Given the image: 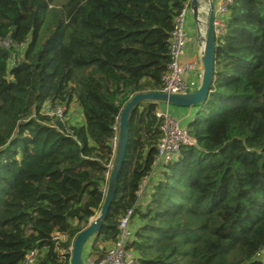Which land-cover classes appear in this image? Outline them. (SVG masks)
I'll use <instances>...</instances> for the list:
<instances>
[{
  "label": "trees",
  "instance_id": "16d2710c",
  "mask_svg": "<svg viewBox=\"0 0 264 264\" xmlns=\"http://www.w3.org/2000/svg\"><path fill=\"white\" fill-rule=\"evenodd\" d=\"M187 2L0 0L10 40L0 45V264H23L32 249L35 264H69L100 210L122 108L161 89ZM225 23L210 94L187 125L196 144L139 195L163 135L160 104L131 112L116 192L84 257H102L133 208L139 264H264V0H234ZM73 100L82 123L43 111Z\"/></svg>",
  "mask_w": 264,
  "mask_h": 264
},
{
  "label": "built area",
  "instance_id": "2783aa9c",
  "mask_svg": "<svg viewBox=\"0 0 264 264\" xmlns=\"http://www.w3.org/2000/svg\"><path fill=\"white\" fill-rule=\"evenodd\" d=\"M213 1L215 9L214 25L216 37H218L223 33L226 27V17L231 6L234 4V0ZM189 10L190 0L185 3L184 7L175 17L174 27L169 39L170 62L167 70L162 75V87L158 91L187 93L193 90L192 84L185 78V74L194 71L197 63L183 60L187 45L186 26ZM0 45L9 46L10 40L1 39ZM43 111L51 116H58L62 122L66 121V118H64V113L66 111L65 106L59 105L52 108L47 104ZM156 116L160 121V129L163 135L158 141V153L153 169L140 185V190L138 191L139 195L143 194L144 188L147 186L152 176L169 164L182 147L196 144L195 136L190 132L187 126L182 125L180 120L171 114L169 105L160 104ZM132 214L133 208H130L121 216L118 224L119 238L116 242L106 247L104 255L100 258L88 255L84 258L85 264H139L137 253L132 248H128V243L134 236V229L131 225ZM64 237V235L58 233L54 236V239L61 240ZM71 251L72 245L69 248L70 254ZM38 257L39 251L37 249H32L25 255L23 264H35ZM69 264H71V262H69Z\"/></svg>",
  "mask_w": 264,
  "mask_h": 264
},
{
  "label": "water",
  "instance_id": "95a60500",
  "mask_svg": "<svg viewBox=\"0 0 264 264\" xmlns=\"http://www.w3.org/2000/svg\"><path fill=\"white\" fill-rule=\"evenodd\" d=\"M204 9L205 18L201 15ZM190 8L197 23L200 35V61L202 64V76L199 86L187 93H172L163 91H148L134 94L123 106L119 117L118 139L115 147V153L110 165V171L105 189L103 201L99 212L90 219L88 226L80 231L72 242L71 264H85L84 250L90 239L103 226L107 217L112 199L117 188V178L124 161L128 142V122L131 112L144 101H152L158 104H164L175 107L195 108L196 112L199 106L204 103L209 94L210 86L214 77L216 32H215V9L213 0H190Z\"/></svg>",
  "mask_w": 264,
  "mask_h": 264
},
{
  "label": "crops",
  "instance_id": "0c3cea01",
  "mask_svg": "<svg viewBox=\"0 0 264 264\" xmlns=\"http://www.w3.org/2000/svg\"><path fill=\"white\" fill-rule=\"evenodd\" d=\"M206 8L207 6L204 4L202 6L203 11L201 12V15H203L204 18L206 15L204 12V9ZM188 26H189V30L194 35L193 36L194 39H193V42H190L189 40L187 41L183 60H189V61H193L197 63L196 69L194 71H190L185 74V78L192 84V87L194 90L199 86L200 81H201V76H202V64L200 61V50H201L200 35L203 33V31L201 33L199 32V29L193 17L191 8L187 15V29H188ZM169 110L171 114L177 119H179L180 122L184 124L185 126L188 125L189 121L194 117V114L196 113L195 108H183V107L169 106Z\"/></svg>",
  "mask_w": 264,
  "mask_h": 264
},
{
  "label": "rangeland",
  "instance_id": "374dc122",
  "mask_svg": "<svg viewBox=\"0 0 264 264\" xmlns=\"http://www.w3.org/2000/svg\"><path fill=\"white\" fill-rule=\"evenodd\" d=\"M186 35H187V41L189 40L190 42H193V39H194V35L193 33L189 30V26H188V29H187V26H186ZM196 36V35H195ZM190 37V38H189ZM64 118L67 119V121L69 123H82L84 122V116H83V113H82V110L81 108L78 106L77 102L75 100H73V102H71L69 108H66V111L64 113ZM182 124V123H181ZM184 125V124H182ZM185 126V125H184ZM162 169L161 168L155 175H153L152 177H154L155 179H159L160 178V175L162 174ZM146 188V186H145ZM144 188V189H145ZM148 190V193L150 191V188H146ZM142 195V194H141ZM264 253V252H262ZM261 253V254H262ZM86 255V254H85Z\"/></svg>",
  "mask_w": 264,
  "mask_h": 264
}]
</instances>
